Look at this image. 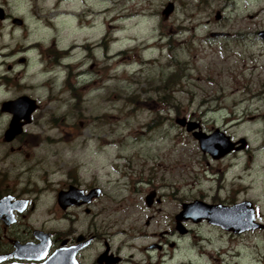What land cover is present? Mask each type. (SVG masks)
<instances>
[{
    "label": "rangeland",
    "instance_id": "1",
    "mask_svg": "<svg viewBox=\"0 0 264 264\" xmlns=\"http://www.w3.org/2000/svg\"><path fill=\"white\" fill-rule=\"evenodd\" d=\"M168 2L174 8L164 17ZM21 9L25 35L14 26L9 42L38 46L0 59L10 60L13 74L22 71L18 79L39 107L26 148L10 152L0 143V184L35 201L30 224L61 226L67 212L56 194L79 177L83 188L102 189L91 205L94 221L98 229L105 221L120 254L138 264H207L195 232L179 234L172 215L203 192L208 177L221 178V197L249 198L264 215V0H27ZM20 55L26 65L14 60ZM183 116L203 132L218 129L247 144L212 160L175 123ZM151 191L160 202L150 207ZM250 242L229 239L240 255L212 262L263 264L264 231L249 255ZM152 243L162 248H146Z\"/></svg>",
    "mask_w": 264,
    "mask_h": 264
},
{
    "label": "flooded vegetation",
    "instance_id": "2",
    "mask_svg": "<svg viewBox=\"0 0 264 264\" xmlns=\"http://www.w3.org/2000/svg\"><path fill=\"white\" fill-rule=\"evenodd\" d=\"M25 2H27V0H0V58L14 55L17 50H32L34 47L36 48V46H38V42H36L25 45L24 49H22L20 46L13 47L9 42V39L12 38L10 36L12 35V28L14 26L21 28L22 32L19 33L21 38L25 35L23 29L27 28L26 20L24 19L25 17L21 15V5ZM18 9L20 11H18ZM26 10L30 11V7H27ZM96 44L98 46V43ZM79 45L84 46L82 44H78V46ZM48 56L51 57L50 54H48ZM14 60L19 65H26L29 61L24 55H20ZM9 61L10 60L6 58L0 59V65L5 64L4 70L0 72V92L3 93L0 102V116L4 115L6 117L1 127L2 133L0 139L2 141H0V143L6 146L10 152L14 150L20 152L21 149L26 148L30 143V133L26 132V127L31 124L34 111L29 115V120L21 119L19 121L21 131L12 139L6 140L5 131L11 121L12 112L5 108L4 103L21 96L34 98L36 102L37 99L30 93V84L25 87L23 81L18 79L20 73L22 76V71L13 74L12 65L7 63ZM183 118L186 119L184 116ZM195 124H197L200 129V125L198 123ZM209 155L212 160L220 158L213 157L211 154ZM71 177V181L63 184V186L58 189V192L61 190H68L70 186L74 187L78 192L74 197V203L66 205L64 208L58 204L56 194V204L62 212H67L65 222L59 227L46 226L44 223H39L37 225L30 224L28 217L30 211L34 209L35 201L31 198L22 197L27 191H18L17 193V190L8 183L5 188H2L0 184V264H138L137 261L134 260L133 254H129L128 256L122 255L119 253L120 247L112 246V235L110 236L108 234L104 220L100 221L102 224L101 229H98L99 225L94 221L96 213L93 211L91 205L94 200L102 194V189L98 187V196H91L90 193L95 189V185L83 188L80 185L81 182L79 177ZM212 178L213 177L207 178L208 185L205 189L201 188L203 192L192 197L184 198L185 200L180 205L182 207L183 203L198 200L211 205L209 207L212 209L208 208L210 211L207 212V210H204L206 208L198 205L187 213L188 217L177 216L179 215L180 209L177 213L172 215L175 221L174 228H176L181 235L188 234L189 231L195 232V236L199 241L200 257H202L203 261L207 260V264H220L212 261L222 259V257H220L222 255H240V250L236 249L234 245V247L227 246L229 239L237 244L238 242L244 241L247 237H251V242L247 245V250L249 255L250 253H255V237L257 232L264 231V215L259 211L256 203L249 198H241L239 200L230 195L221 197V178ZM79 189L82 190L81 193ZM152 202H160V197H154V200L147 206L151 207L153 205ZM241 202L245 205V208L253 212L252 222L248 221L247 223V213L244 209L241 210L242 208L238 210V213H236L235 210L227 212V214L219 211L215 213L214 205L232 206ZM200 207L201 210L199 211ZM152 208L158 207L154 206ZM71 209H74L75 215L82 214V220H79L78 216L73 219V212H70ZM201 211L205 214H201ZM216 220H220L223 224H228L232 227H236L237 225V227L236 229L228 228ZM148 223L149 221H147V224ZM243 226L248 227L239 229ZM206 230V234H218L219 239L205 235L204 232ZM120 232L119 230H115L113 235L116 236ZM149 234L155 235L156 232L150 231ZM159 234L161 235L162 233ZM224 243H226V245H224ZM126 244L134 246L129 242ZM175 245L176 244L172 242L168 246L174 250ZM196 246L197 244L190 246V248L196 252ZM31 247L35 248V254L28 252ZM146 248H156L160 250L162 245L159 243H152V245H147ZM138 250V252H140V249ZM231 250H233V252H229ZM169 251L171 250H168V252ZM168 252H161L160 256H164ZM53 255L55 257L56 255L58 256L52 259ZM158 260L161 261L163 259L160 258ZM261 261L264 264V254L261 256Z\"/></svg>",
    "mask_w": 264,
    "mask_h": 264
},
{
    "label": "water",
    "instance_id": "3",
    "mask_svg": "<svg viewBox=\"0 0 264 264\" xmlns=\"http://www.w3.org/2000/svg\"><path fill=\"white\" fill-rule=\"evenodd\" d=\"M173 8H174L173 2H168L167 6L164 7V9L161 11V13L164 15V17H167L173 11ZM216 16H218V15H216ZM258 34L264 40V29L260 30L258 32ZM31 102L33 103L34 101L32 100V101L29 102V100L27 98H24V97L22 98L21 97L19 99L12 100V101H7V102L4 103L5 108H7L13 114V118L11 120L10 127L5 133V139L6 140L12 139L16 134H18L21 131L19 121L21 119H28L29 120L30 113L37 108V105L32 104ZM175 121L178 124L182 125V126L187 124L186 129L188 131H190L193 128L197 127V124H195L194 122H187L186 123V121L183 118L182 119L178 118ZM194 133H193L194 136L199 141L201 149L203 151H208L213 157L223 156L224 154H226L230 150L242 148L245 145V140L244 139H240L239 141L241 142V145L234 147V142H231L229 140V137L225 136L224 133L220 132L218 129H216L211 134H205V133L200 132V131H197V132H194ZM214 137L219 138L220 142H222V143L224 142L221 145L222 146L221 148L215 146V147H212V149H211L209 147L210 143L217 142V141H215ZM226 143L228 144L227 148H226ZM79 191H80V193L82 192V190H79ZM77 193L78 192L72 186H70L68 190L59 191L58 194H57L58 204L65 208L66 205L74 203L73 202L75 200L74 197L76 196ZM98 194H99V189H93V191L90 193L91 196H98ZM153 196H154V193H149L148 195H146L145 201H146L147 204L151 203ZM200 204L204 208H211V207H209L211 205L205 204V203H203L201 201H194L192 203H185V204H183V208H182L181 212L177 216L188 217L187 213L184 212L185 208L189 207V206H192V205H199L200 206ZM243 205H244L243 203H238V204H235V205H232V206H223V205L217 206V205H214V208H218L219 210H221L225 214H227V212H230V211H233V210H235V212L238 213V210H240V209H237V207H240V206H243ZM192 208H194V206ZM243 209L247 213V217H248V219L246 220L247 223H248V221L252 222V220H253V215H252L253 212L251 210L247 209V208H242L241 210H243ZM216 221L223 224V222H221L220 220H216ZM247 227H244V228H241V229H245ZM28 252L35 254V248L31 247L28 250ZM57 256L58 255H56V257H55L53 255L52 259L57 258Z\"/></svg>",
    "mask_w": 264,
    "mask_h": 264
},
{
    "label": "bare ground",
    "instance_id": "4",
    "mask_svg": "<svg viewBox=\"0 0 264 264\" xmlns=\"http://www.w3.org/2000/svg\"><path fill=\"white\" fill-rule=\"evenodd\" d=\"M215 138V141H217V142H215V143H210V148L212 149V147H222L221 145H222V142H220V139L219 138H216V137H214ZM205 142V141H204ZM196 207V206H198V205H192V206H189V207H186L185 208V210H184V212H186V213H188L189 211H191L193 208L192 207ZM201 210V207H200V209H199V211ZM204 210H207V212H209L210 210L208 209V208H206V209H204ZM203 211V210H202ZM202 211L200 212L201 214H205V213H202ZM219 212H222L221 210H219Z\"/></svg>",
    "mask_w": 264,
    "mask_h": 264
},
{
    "label": "trees",
    "instance_id": "5",
    "mask_svg": "<svg viewBox=\"0 0 264 264\" xmlns=\"http://www.w3.org/2000/svg\"><path fill=\"white\" fill-rule=\"evenodd\" d=\"M177 75H178V72L175 70V71H172L171 74L168 76V79H171L173 77V79L177 78Z\"/></svg>",
    "mask_w": 264,
    "mask_h": 264
}]
</instances>
